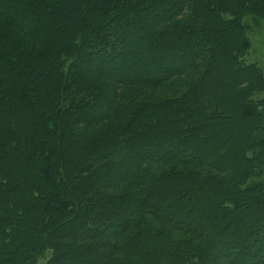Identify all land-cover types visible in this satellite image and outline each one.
I'll use <instances>...</instances> for the list:
<instances>
[{"label":"trees","instance_id":"1","mask_svg":"<svg viewBox=\"0 0 264 264\" xmlns=\"http://www.w3.org/2000/svg\"><path fill=\"white\" fill-rule=\"evenodd\" d=\"M247 16L264 0H0V264H264Z\"/></svg>","mask_w":264,"mask_h":264},{"label":"rangeland","instance_id":"2","mask_svg":"<svg viewBox=\"0 0 264 264\" xmlns=\"http://www.w3.org/2000/svg\"><path fill=\"white\" fill-rule=\"evenodd\" d=\"M244 23L248 29V40L251 42V49L245 59L248 63L258 65L264 72V19L247 16L244 18ZM48 257L46 255L39 258L36 264H46Z\"/></svg>","mask_w":264,"mask_h":264}]
</instances>
